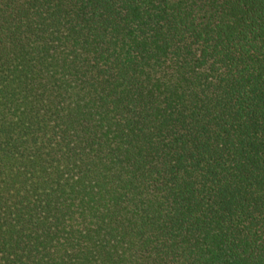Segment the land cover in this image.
<instances>
[{
    "label": "trees",
    "instance_id": "1",
    "mask_svg": "<svg viewBox=\"0 0 264 264\" xmlns=\"http://www.w3.org/2000/svg\"><path fill=\"white\" fill-rule=\"evenodd\" d=\"M0 264H264V0H0Z\"/></svg>",
    "mask_w": 264,
    "mask_h": 264
}]
</instances>
